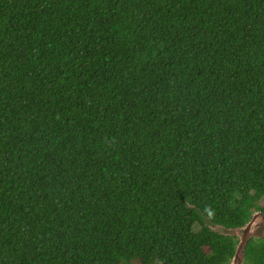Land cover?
Listing matches in <instances>:
<instances>
[{
    "label": "trees",
    "instance_id": "trees-1",
    "mask_svg": "<svg viewBox=\"0 0 264 264\" xmlns=\"http://www.w3.org/2000/svg\"><path fill=\"white\" fill-rule=\"evenodd\" d=\"M262 197L264 0H0V264H230Z\"/></svg>",
    "mask_w": 264,
    "mask_h": 264
},
{
    "label": "water",
    "instance_id": "water-1",
    "mask_svg": "<svg viewBox=\"0 0 264 264\" xmlns=\"http://www.w3.org/2000/svg\"><path fill=\"white\" fill-rule=\"evenodd\" d=\"M228 232L239 236V242L230 264H243L244 248L252 236L264 237V213L260 210L253 212L251 219L243 226L228 229Z\"/></svg>",
    "mask_w": 264,
    "mask_h": 264
},
{
    "label": "rangeland",
    "instance_id": "rangeland-1",
    "mask_svg": "<svg viewBox=\"0 0 264 264\" xmlns=\"http://www.w3.org/2000/svg\"><path fill=\"white\" fill-rule=\"evenodd\" d=\"M261 202L264 204V197L261 198ZM197 228V227H196Z\"/></svg>",
    "mask_w": 264,
    "mask_h": 264
}]
</instances>
